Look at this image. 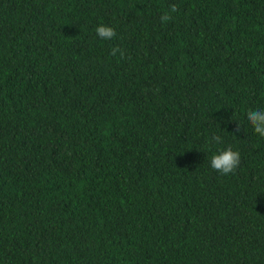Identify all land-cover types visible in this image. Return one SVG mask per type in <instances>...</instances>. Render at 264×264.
<instances>
[{
    "label": "trees",
    "instance_id": "trees-1",
    "mask_svg": "<svg viewBox=\"0 0 264 264\" xmlns=\"http://www.w3.org/2000/svg\"><path fill=\"white\" fill-rule=\"evenodd\" d=\"M257 108L264 0H0V264H264Z\"/></svg>",
    "mask_w": 264,
    "mask_h": 264
},
{
    "label": "clouds",
    "instance_id": "clouds-1",
    "mask_svg": "<svg viewBox=\"0 0 264 264\" xmlns=\"http://www.w3.org/2000/svg\"><path fill=\"white\" fill-rule=\"evenodd\" d=\"M176 10V7L172 6L171 11L175 12ZM170 19V14L166 13L161 17V22H167ZM95 32L96 35L103 40H112L117 35L112 27L103 24L97 26ZM117 53H120L121 58L124 57V53L119 47L111 49L110 54L112 56H116ZM246 119L254 129V132L261 138H264V109H249L246 113ZM211 141L219 144L222 143V138L219 135H213ZM240 160L241 156L239 151H235L231 147H228L227 149L221 150L217 154L212 155L209 160V165L219 174L227 176L236 171L240 165Z\"/></svg>",
    "mask_w": 264,
    "mask_h": 264
}]
</instances>
